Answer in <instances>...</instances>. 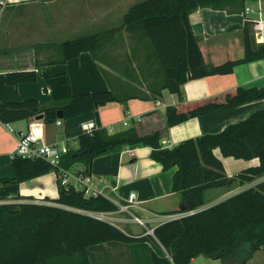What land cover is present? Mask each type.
<instances>
[{"label":"trees","instance_id":"obj_1","mask_svg":"<svg viewBox=\"0 0 264 264\" xmlns=\"http://www.w3.org/2000/svg\"><path fill=\"white\" fill-rule=\"evenodd\" d=\"M256 0H145L132 6L120 28L139 32L145 42V63L156 67L150 94L138 92L122 96L113 90L72 95L64 100L43 105L37 99L18 102L0 101V120L13 124L32 121L42 115L46 123L66 121L89 112L96 113V128L81 134L77 148L69 149L58 165L43 158L14 156V180L18 183L50 172L58 175L59 197L48 201L56 204H0V264H98L97 253L107 247L125 246L135 259L133 264H191L200 256L216 264H247L264 248V181L259 182L210 208L202 209L205 192L222 187L251 183L264 176V109L253 112L243 121L229 124L223 131L187 139L169 149L162 146V135L156 132L139 135L135 127L110 133L99 119V107L132 98L156 100L163 90L175 95L180 104L165 114L166 128L189 119L226 110L264 99V86L238 87L219 96L184 102L182 86L189 80L231 74L238 65L264 58V43L256 44L250 23L244 29V57L219 66L205 62L194 34L190 15L201 8L229 10L243 8ZM105 34L96 33L64 41L61 60L67 62L89 52L103 59ZM10 85L37 81L38 73H7ZM63 118H58V112ZM151 148V159L164 171L176 168L172 190L180 194L182 209L193 215L170 220L154 228L153 236L131 237L115 225L95 218L90 213L119 211L105 196L87 197L85 190L63 185L62 171L84 169L91 176L95 158L121 152L126 148ZM259 159L260 164L229 177L221 159Z\"/></svg>","mask_w":264,"mask_h":264},{"label":"crops","instance_id":"obj_2","mask_svg":"<svg viewBox=\"0 0 264 264\" xmlns=\"http://www.w3.org/2000/svg\"><path fill=\"white\" fill-rule=\"evenodd\" d=\"M143 1L9 0L8 6L0 10V101L37 99L43 105H50L72 95L106 90H113L122 96L140 91L150 94L149 86L155 84L156 67L145 63L147 52L142 35L120 28L128 10ZM246 7H252L254 11L246 13ZM43 17L47 20L44 21ZM50 20H55V24L64 22L65 26L67 22H77L81 25L79 33H89L95 27H102L98 32L81 36L105 34L101 52L103 59H95L86 52L67 62L56 61L38 68L34 62V52L20 42L37 39L39 33H44L46 29V37L57 39L58 25L52 29ZM246 21L250 23L255 43H264V40L256 38L259 27L264 26V0L248 1L241 9L201 8L190 15L193 32L207 64L219 66L244 57ZM29 23H33L34 28L30 30V35L27 28ZM32 70L38 73L37 81L18 85L6 82L7 73ZM263 86L264 58L238 65L231 74L189 80L182 86V96L184 102L190 103L213 98L238 87L250 89ZM179 104L175 95L163 90L156 100L132 98L126 104L109 103L99 107L98 114L102 126L110 133L129 127H135L142 136L160 132L163 148L169 149L187 139L219 133L229 124L243 121L253 112L264 109V99L256 100L192 118L167 129L165 114ZM12 127L13 133L0 124V204L56 205L47 200L59 197L56 172L21 183L4 181L14 177L12 160L18 140L22 134L33 130L49 145L76 149L78 137L96 128V113L89 112L61 121L60 125L34 119L15 122ZM214 153L223 162L229 177L260 164L259 159L225 158L219 149H215ZM150 154L149 147L126 148L95 158L91 171L92 188L103 191L105 197L117 206L127 204L130 194H136L138 203L133 208L136 214L130 212L125 215L120 211L105 213L108 217L105 221L135 238L148 236V225L155 228L182 209L180 194L172 190V178L177 169L164 171L160 163L151 159ZM262 181L264 176L244 185L237 182L231 187L210 189L205 192L202 209L210 208ZM208 192H212L209 204L206 202ZM134 216L144 222L140 232L133 229L134 224L139 225L132 219ZM96 258L98 264H133L137 259L125 246L107 247L99 251ZM216 263L212 259L207 261V264ZM247 264H264V248L257 251Z\"/></svg>","mask_w":264,"mask_h":264},{"label":"built area","instance_id":"obj_3","mask_svg":"<svg viewBox=\"0 0 264 264\" xmlns=\"http://www.w3.org/2000/svg\"><path fill=\"white\" fill-rule=\"evenodd\" d=\"M9 4V0H0V10H4ZM260 10V9H259ZM254 9L252 7H246L245 12H252ZM257 40H264V26H260L258 32L256 33ZM2 124L9 132L13 133L14 128L12 124L3 123ZM57 124L60 125L61 121H57ZM69 151L67 146H58V145H49L45 143L33 130H30L26 134H22L18 140L17 147L13 154L14 156H21L23 158H43L54 165H58L61 157ZM84 169L82 167H77L75 171H62L61 181L63 185H74L78 187L81 185V189L85 190L87 197H97L99 195L105 196L104 192L101 190H95L92 188V179L89 175H84ZM78 185V186H77ZM136 194L131 193L128 199L127 204L119 205V211L121 213H130V209L137 207ZM196 211H187L176 213L170 215L168 220H177L183 217L193 215ZM95 218L100 220H106L108 217L105 213H90ZM134 222L139 225H144V222L134 216ZM148 234L154 237V228L148 231Z\"/></svg>","mask_w":264,"mask_h":264},{"label":"rangeland","instance_id":"obj_4","mask_svg":"<svg viewBox=\"0 0 264 264\" xmlns=\"http://www.w3.org/2000/svg\"><path fill=\"white\" fill-rule=\"evenodd\" d=\"M38 11H39V9H38ZM43 20L46 21L47 19L43 17ZM67 23H68V25L65 26L66 24H64V22H61V21H59L57 24H55V20L49 21V24H50L49 26L52 27V29L56 25H58L59 33L58 34L56 33L57 39H50V38L46 37L47 33H48L47 29H46L44 31V33L43 32L39 33V36H38L39 38H37V39L21 40L20 43L22 44V46H24L29 51L34 52V54H35L33 56L35 58L34 62L38 68L40 66H44L48 63L51 64L53 62L61 60L60 45L64 41L71 39V38H75L77 36H81V34L95 33V32L102 30V27H95V29L90 30L89 33H83L82 31H81L82 33H79L81 30V25H79L77 22L74 24V23H72V21L67 22ZM27 28H28L29 35H30V32H31L30 30H32V28H33V23H29L27 25ZM78 187L80 188L81 185H79ZM211 193L212 192L207 193V197H206L207 204H209V202H210V196L209 195ZM130 212H132L133 214H136V210H134V209H130ZM125 215H128V214H125ZM132 219L134 220L133 217H132ZM133 226H134L133 229L136 232H140L142 229L141 225L134 224ZM148 229L150 230L152 228L148 225ZM147 235L151 236L148 234V231H147ZM95 260H97V263H98V259L96 258ZM207 261H208V258L201 256L193 264H207Z\"/></svg>","mask_w":264,"mask_h":264},{"label":"water","instance_id":"obj_5","mask_svg":"<svg viewBox=\"0 0 264 264\" xmlns=\"http://www.w3.org/2000/svg\"><path fill=\"white\" fill-rule=\"evenodd\" d=\"M43 117H42V115L41 116H38L37 118H36V120H41ZM58 118H63V112L62 111H59L58 112Z\"/></svg>","mask_w":264,"mask_h":264}]
</instances>
